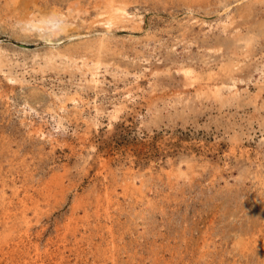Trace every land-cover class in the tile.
I'll return each instance as SVG.
<instances>
[{"label": "rangeland", "instance_id": "obj_1", "mask_svg": "<svg viewBox=\"0 0 264 264\" xmlns=\"http://www.w3.org/2000/svg\"><path fill=\"white\" fill-rule=\"evenodd\" d=\"M0 264H264V0H0Z\"/></svg>", "mask_w": 264, "mask_h": 264}, {"label": "bare ground", "instance_id": "obj_2", "mask_svg": "<svg viewBox=\"0 0 264 264\" xmlns=\"http://www.w3.org/2000/svg\"><path fill=\"white\" fill-rule=\"evenodd\" d=\"M114 2V0H112ZM110 10H108V16L105 19V23L108 26H111L115 23H117L118 21H120L121 19H123L124 16V9L121 7H115L114 4L111 5V8H109ZM107 10V9H106ZM33 11V10H32ZM27 27L26 28H30V29H34V30H39L40 32H44L46 30H53L54 28L58 27V23L57 20L54 17H47V18H30L26 21L23 22ZM25 28V29H26ZM56 30V29H55ZM178 79V78H177ZM182 81V80H181ZM130 96V95H129ZM128 100V99H127ZM130 100V99H129ZM59 120V119H58ZM57 123V122H56ZM59 123V122H58ZM61 123V122H60ZM59 125V124H57ZM56 125V126H57ZM61 125V124H60ZM55 126V127H56ZM37 129V128H36ZM62 129V128H61ZM37 132L42 133L43 130H41V128L39 130H36ZM48 182V181H47ZM52 188V187H51ZM23 199V198H22ZM10 212V211H9ZM110 213V212H109ZM15 215V214H14ZM106 215V214H105ZM97 216V215H96ZM17 217V216H16ZM31 221V220H30ZM26 224V222H24ZM13 227V226H12ZM15 228V227H14ZM22 231V230H21ZM26 246V245H25ZM100 246V245H99ZM112 249V248H111Z\"/></svg>", "mask_w": 264, "mask_h": 264}]
</instances>
